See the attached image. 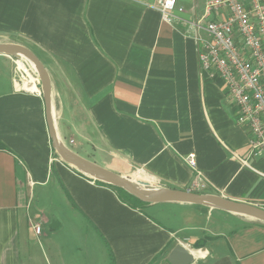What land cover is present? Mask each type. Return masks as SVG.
Wrapping results in <instances>:
<instances>
[{
  "label": "crops",
  "instance_id": "0c3cea01",
  "mask_svg": "<svg viewBox=\"0 0 264 264\" xmlns=\"http://www.w3.org/2000/svg\"><path fill=\"white\" fill-rule=\"evenodd\" d=\"M154 1L0 0V36L45 66L56 133L79 156L187 190L193 152L206 181L195 192L264 209V157L248 155L224 82L200 69L186 26L162 22ZM204 2L178 0L174 15H200ZM12 76L0 55V264H171L177 244L190 264H264L263 222L197 204L134 205L64 163L42 95L15 90Z\"/></svg>",
  "mask_w": 264,
  "mask_h": 264
},
{
  "label": "built area",
  "instance_id": "2783aa9c",
  "mask_svg": "<svg viewBox=\"0 0 264 264\" xmlns=\"http://www.w3.org/2000/svg\"><path fill=\"white\" fill-rule=\"evenodd\" d=\"M152 7L162 22L181 21L186 26L185 35L197 47L200 69L222 79L228 100L237 107L236 123L250 132L248 155L264 157V0H205L202 13L186 20L174 15L175 10L184 11L178 0H155ZM10 58L15 90L41 96L33 66L23 57ZM30 76L38 85L32 91L24 87ZM183 160L194 172L187 190L202 189L206 181L197 169L195 153H188ZM33 228L35 233L40 232L38 224Z\"/></svg>",
  "mask_w": 264,
  "mask_h": 264
},
{
  "label": "water",
  "instance_id": "95a60500",
  "mask_svg": "<svg viewBox=\"0 0 264 264\" xmlns=\"http://www.w3.org/2000/svg\"><path fill=\"white\" fill-rule=\"evenodd\" d=\"M0 55L23 57L36 70L44 100L45 117L52 148L64 163L75 168L78 172L113 187L121 188L144 203L178 202L199 204L248 216L264 223V209L258 206L233 201L215 194L150 186L148 183L133 181L127 176L114 173L93 161L79 156L69 149L56 133L51 113L50 77L41 60L28 47L9 42H0ZM168 260L171 264H190L193 261V255L183 245L177 244L169 254Z\"/></svg>",
  "mask_w": 264,
  "mask_h": 264
},
{
  "label": "rangeland",
  "instance_id": "374dc122",
  "mask_svg": "<svg viewBox=\"0 0 264 264\" xmlns=\"http://www.w3.org/2000/svg\"><path fill=\"white\" fill-rule=\"evenodd\" d=\"M0 42H8L7 41V39L5 38V37H2V36H0ZM70 149V148H69ZM130 177L129 178H132V176H133V173L131 174V175H129ZM128 177V176H127ZM150 186H155V185H152V183H149V182H147ZM115 189H117L118 191V193H119V195H120V197L121 198H123V199H125V200H127V201H129L131 204H134V202H132V200H129L130 198H128V196H126L122 191H124L123 189H121V188H116L115 187ZM37 192V190L35 191V193ZM134 205H136V204H134ZM197 205H199V204H197ZM204 206V205H203ZM206 207H208V206H206ZM208 208H211V207H208ZM215 209H218V208H215Z\"/></svg>",
  "mask_w": 264,
  "mask_h": 264
},
{
  "label": "bare ground",
  "instance_id": "6f19581e",
  "mask_svg": "<svg viewBox=\"0 0 264 264\" xmlns=\"http://www.w3.org/2000/svg\"><path fill=\"white\" fill-rule=\"evenodd\" d=\"M35 72H36V70H35ZM36 73H37V72H36ZM33 80H34L33 77L30 76L29 81L24 83V87H25L27 90H29V91H32V90L38 88V85H36V83H33V82H32ZM31 82H32V83H31ZM133 181H134V180H133ZM200 251H201V250H200ZM201 252H202V251H201ZM202 253H203V252H202ZM198 254H199V253H198Z\"/></svg>",
  "mask_w": 264,
  "mask_h": 264
},
{
  "label": "trees",
  "instance_id": "16d2710c",
  "mask_svg": "<svg viewBox=\"0 0 264 264\" xmlns=\"http://www.w3.org/2000/svg\"><path fill=\"white\" fill-rule=\"evenodd\" d=\"M117 190V189H116ZM118 191V190H117ZM126 196H128V198H130L129 200H132V202H134V204L136 205H142L144 204V202L136 199L135 197H133L132 195L128 194L126 191H122Z\"/></svg>",
  "mask_w": 264,
  "mask_h": 264
}]
</instances>
